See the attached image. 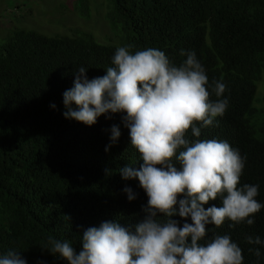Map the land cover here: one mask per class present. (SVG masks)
Returning <instances> with one entry per match:
<instances>
[{
	"label": "trees",
	"instance_id": "obj_1",
	"mask_svg": "<svg viewBox=\"0 0 264 264\" xmlns=\"http://www.w3.org/2000/svg\"><path fill=\"white\" fill-rule=\"evenodd\" d=\"M107 1L106 20L119 46L158 49L177 66L194 51L208 76L210 99H217L212 81L226 85L221 99H228L227 111L201 128L199 139L227 141L246 157L240 186L259 185L256 199L264 204V0ZM76 5L88 13V0ZM116 48L88 33L45 36L18 29L0 43V253L16 249L27 264H67L41 248L49 236L79 250L82 229L142 218L146 193L138 180L125 181L118 173L141 163L123 114L101 115L92 126L63 116L73 71L84 67L89 79L104 75ZM113 125L121 136L109 148ZM126 186L135 200H128ZM213 203L221 202L205 207ZM248 218L253 225H208L201 243L227 234L242 249L243 264H264V243L246 239L264 242V208Z\"/></svg>",
	"mask_w": 264,
	"mask_h": 264
},
{
	"label": "clouds",
	"instance_id": "obj_2",
	"mask_svg": "<svg viewBox=\"0 0 264 264\" xmlns=\"http://www.w3.org/2000/svg\"><path fill=\"white\" fill-rule=\"evenodd\" d=\"M133 47H117L112 66L102 76L89 79L84 67L74 70L73 86L63 93V116L92 126L101 115L123 114L141 163L138 168L137 163L128 164L118 173L125 181L138 180L146 193L142 218L82 229L79 250L52 236L41 248L67 264H243L242 249L229 235L217 234L201 243L208 225L219 228L229 220L251 226L255 221L248 217L264 208L256 199L259 185L240 186L246 157L227 141L199 139L201 128L227 111L229 101L221 99L226 85L212 81L217 97L213 101L208 76L194 51L177 66L158 49L133 52ZM120 136L119 126L113 125L108 147ZM105 172L113 174L107 168ZM123 191L129 201L137 198L131 187ZM217 199L219 205L205 207ZM246 239L264 243L259 237ZM21 253H0V264H27ZM255 254L260 255L259 249Z\"/></svg>",
	"mask_w": 264,
	"mask_h": 264
},
{
	"label": "rangeland",
	"instance_id": "obj_3",
	"mask_svg": "<svg viewBox=\"0 0 264 264\" xmlns=\"http://www.w3.org/2000/svg\"><path fill=\"white\" fill-rule=\"evenodd\" d=\"M77 0H0V43L13 30L35 31L45 36L73 37L81 33L96 42L119 46V37L110 28L107 0H88L82 15Z\"/></svg>",
	"mask_w": 264,
	"mask_h": 264
}]
</instances>
